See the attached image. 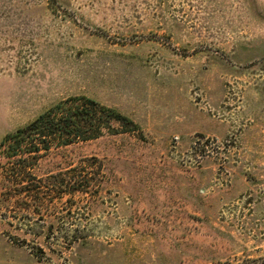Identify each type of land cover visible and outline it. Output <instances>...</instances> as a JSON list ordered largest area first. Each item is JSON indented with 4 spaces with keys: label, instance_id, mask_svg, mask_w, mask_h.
<instances>
[{
    "label": "rangeland",
    "instance_id": "obj_1",
    "mask_svg": "<svg viewBox=\"0 0 264 264\" xmlns=\"http://www.w3.org/2000/svg\"><path fill=\"white\" fill-rule=\"evenodd\" d=\"M78 96L133 131L2 148L0 264H264V0H0V142Z\"/></svg>",
    "mask_w": 264,
    "mask_h": 264
},
{
    "label": "trees",
    "instance_id": "obj_2",
    "mask_svg": "<svg viewBox=\"0 0 264 264\" xmlns=\"http://www.w3.org/2000/svg\"><path fill=\"white\" fill-rule=\"evenodd\" d=\"M116 126L123 127L125 131H133L134 124L127 117L113 109L100 106L94 100L83 96L70 97L40 114L24 128L5 136L0 142V150L7 147L11 153L9 157H14L16 150L30 138L29 144L32 143V138L54 137L63 139L60 145H67L70 143L68 139L71 142L78 139L84 141L93 139L94 135L101 134V128L114 133ZM44 143L39 142L43 146ZM38 147L33 146V150H29L28 153L37 152ZM45 147L44 149H47Z\"/></svg>",
    "mask_w": 264,
    "mask_h": 264
}]
</instances>
